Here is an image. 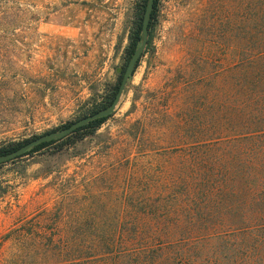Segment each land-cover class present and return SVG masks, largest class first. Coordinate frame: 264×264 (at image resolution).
<instances>
[{"label": "rangeland", "instance_id": "1", "mask_svg": "<svg viewBox=\"0 0 264 264\" xmlns=\"http://www.w3.org/2000/svg\"><path fill=\"white\" fill-rule=\"evenodd\" d=\"M138 1L0 0V147L90 115L118 81ZM255 9L161 0L153 41L97 133L0 166V264H116L117 253L92 257L99 237L178 217L165 206L186 202L195 153L235 135L205 92L234 73ZM120 243L114 252L129 250Z\"/></svg>", "mask_w": 264, "mask_h": 264}, {"label": "trees", "instance_id": "2", "mask_svg": "<svg viewBox=\"0 0 264 264\" xmlns=\"http://www.w3.org/2000/svg\"><path fill=\"white\" fill-rule=\"evenodd\" d=\"M160 2L155 0L150 16L148 45L153 41ZM148 4L149 0L137 2L118 81L94 103L90 115L114 103L127 66L142 44ZM253 18L252 36L241 43L240 61L234 73H224L217 84L218 90L210 88L205 92L210 106H215V97L218 98L217 110L221 109L226 123L223 130L234 131L235 135L206 141L201 147L203 154L195 153L203 157H194L196 170L183 194L186 202L176 201L169 208L165 206V209L175 208L178 217L134 221L127 235L117 239L99 237L95 245L100 248L92 257L99 255L103 260L117 253V257L106 260H114L116 264H264V0H256ZM246 19L244 12L239 26L243 38L248 34L247 26L243 25ZM213 109L216 108L209 107V110ZM110 117L90 122L64 138L41 143L0 166L54 144L60 151L64 147H75L85 137L95 135ZM69 127L70 124L65 125L61 130ZM32 140L1 146L0 158ZM182 211L185 216L179 215ZM167 217L164 214V218ZM120 241L124 249L129 248L128 251L114 252L113 248ZM80 259L87 261L90 258L81 256Z\"/></svg>", "mask_w": 264, "mask_h": 264}, {"label": "water", "instance_id": "3", "mask_svg": "<svg viewBox=\"0 0 264 264\" xmlns=\"http://www.w3.org/2000/svg\"><path fill=\"white\" fill-rule=\"evenodd\" d=\"M154 2L155 0H149V4L146 10V14H145V19H144V25H143V36H142V44L141 46L137 49V51L134 53V55L132 56L127 69L125 71V74L123 75V79L120 85V90L118 92V95L114 101V103L107 109L99 111L95 114H91L89 116H86L85 118H82L81 120L77 121L76 123L72 124L67 130L60 132V133H49L40 137L35 138L34 140L30 141L28 144L24 145L22 148H20L19 150L13 152L12 154H9L8 156H5L3 158H0V163H5V162H9L11 160H15L16 158L24 155L25 153H27L28 151L32 150L33 148H35L36 146H38L41 143L44 142H49L52 140H56V139H61L64 138L70 134H72L74 131H76L77 129L89 124L90 122L102 119V118H106L110 115H112L120 100L121 97L126 89L127 83L136 67L137 62L140 60V58L142 57V55L144 54L147 46H148V40H149V21H150V16L151 13L153 11L154 8Z\"/></svg>", "mask_w": 264, "mask_h": 264}]
</instances>
